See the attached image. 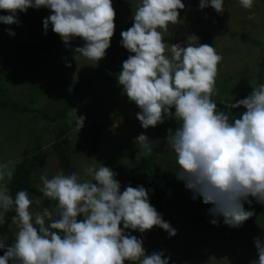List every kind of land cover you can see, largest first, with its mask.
<instances>
[{
    "label": "clouds",
    "instance_id": "clouds-1",
    "mask_svg": "<svg viewBox=\"0 0 264 264\" xmlns=\"http://www.w3.org/2000/svg\"><path fill=\"white\" fill-rule=\"evenodd\" d=\"M239 3L251 9L255 0ZM209 6L218 13L225 9L224 0H200V9ZM185 7L184 0H138L133 25L121 32L120 43L132 55L123 62L118 84L140 108L136 115L144 129L166 118L178 122L165 138L175 153L177 179L192 191L193 200L212 205L210 215L239 227L255 215L245 202L250 205L254 198L264 205V83L251 80L253 91L246 98H225L219 102L227 111L220 110L213 96L222 56L215 47L196 43L195 35L186 43L165 41L164 33L179 23ZM29 8L51 10L43 20L45 34L51 26L67 47L74 38L84 41L73 50L75 59L79 54L99 62L106 56L116 28L113 0H0V12L7 13L0 14V23L19 25V13ZM240 107L246 110L237 117L231 110ZM69 115L80 131L86 116L77 110ZM159 142L146 133L134 139L145 157ZM84 176L90 179L63 170L51 178L42 174L39 190L56 204L40 211L33 210L40 200L27 190L13 197L0 183V225L14 210L17 228L11 243L0 236V250H5L0 264H170L164 251L148 254L143 239L128 231L159 226L170 236L177 234L151 204L149 190L144 185L121 190L117 173L103 163L86 165ZM254 243L258 260L253 264H264V239L256 237Z\"/></svg>",
    "mask_w": 264,
    "mask_h": 264
},
{
    "label": "rangeland",
    "instance_id": "rangeland-1",
    "mask_svg": "<svg viewBox=\"0 0 264 264\" xmlns=\"http://www.w3.org/2000/svg\"><path fill=\"white\" fill-rule=\"evenodd\" d=\"M199 2L200 0H184L186 7L180 10V21L176 25H169L168 31L164 33L165 41L186 43L189 36L195 35L199 39L196 43L213 45L222 56L216 76L217 94L213 99L217 102L231 97L237 99L246 90L253 91L251 80L259 85V74H264V65H261L264 61V0H255L251 9H245L239 0H224L223 13L216 12L210 6L200 9L199 12ZM137 4L138 0H113L117 21L122 30L133 25V10ZM38 12H41L40 20L30 19L31 11L28 10L26 13H19V25L0 23V86L6 90L3 99L8 98L21 107L29 106L34 109L33 112L27 111L25 114L0 110V183L5 184V179H11L7 172L12 171L16 163L22 161L27 149L31 153L34 149L38 150L37 143H42L39 151L45 162L43 173L51 178L60 171L56 153L52 149L56 142L55 134L40 133L42 128L48 126L41 111L49 113L55 108V104L58 108L71 105L68 115L54 121V124L68 128L66 136L71 139L74 147H78L79 141H82L80 145L85 152L76 156L73 152L78 173L82 178L90 179L84 176L86 165L99 166L103 163L117 173L116 179L121 182V190H124L129 185L139 186V183L129 181L128 178L145 179L149 177L151 167L152 170L160 172H165L169 167L176 170L178 165L175 153L165 139L168 129L174 126V121H165L148 129L142 127L136 115L140 108L123 93L122 86L118 84L119 74L111 73L108 69L111 67L113 70L118 65H123L121 60L118 63L111 61L112 52H106V56L99 62L88 60L79 54L75 59L73 50L83 45L81 38H74L71 47H67L61 39V44L56 45L53 55L41 53L42 50L23 49L21 53L16 51L20 46L35 42L41 44L48 39L51 26L45 34L43 20L46 17L42 12L49 16L51 10L41 8ZM199 19L208 20L209 23L200 24ZM218 20L227 24L232 31L249 34L252 40L242 34V37H233L231 33H226L223 27L215 25ZM9 28L15 31L14 36L6 31ZM113 43L114 40L107 50H112L110 48ZM129 55L132 53H127L128 57ZM69 62L71 67L68 66ZM102 68V76L107 80L98 82L99 84L87 82L81 86V90L74 89V82L88 75L98 76ZM33 81L46 86L42 89L43 93L38 91ZM69 91L75 93L74 96L71 95L72 101H67L70 96L59 97L62 92ZM76 110L79 115L86 116L80 131L75 127L74 116L69 115ZM232 113L237 117L240 114ZM117 115V120L111 123L110 120ZM96 128H101L102 132L97 143L98 151L92 153L84 141L95 133ZM141 133H146L153 140H160L158 147L147 157L142 152L139 153V148L134 143L135 137ZM145 159L149 160L148 164L144 163ZM153 162L157 168L153 166ZM174 182H178V185L167 190L161 206L164 209L160 208L158 212L165 221L171 223L177 234L170 236L159 226L144 233L132 230L133 235L143 239L148 254L164 251L165 255L172 256L179 264H253L258 260L254 238L264 239V232H248L249 219L239 227L226 225L222 216L213 217L209 214L208 210L212 205L203 203L202 198L192 199L193 193L185 187L183 181L175 177ZM40 183L39 176L36 185L39 187ZM151 193L149 190V196ZM36 199L39 197L33 200ZM39 200L38 205H41L42 200ZM52 207L55 206L52 204L49 208ZM37 208L38 206L33 205L34 211ZM245 208L254 211V220L264 231V205L252 200L250 205L245 202ZM213 218L218 219L219 223L212 224ZM11 228L9 243L17 231L14 223Z\"/></svg>",
    "mask_w": 264,
    "mask_h": 264
},
{
    "label": "trees",
    "instance_id": "trees-1",
    "mask_svg": "<svg viewBox=\"0 0 264 264\" xmlns=\"http://www.w3.org/2000/svg\"><path fill=\"white\" fill-rule=\"evenodd\" d=\"M199 4L200 2L198 3V6ZM40 9L29 8L28 10L31 11L30 19L40 20L39 16L41 15V12H38ZM199 12H200V8H199ZM0 14H7V13L0 12ZM42 15L47 17L45 12H42ZM198 23L205 24V23H209V21L205 19L204 20L199 19ZM115 24H116L115 33L112 38V40H114V43H113L114 48L112 47L110 48L112 50H107L106 52H112L111 61L118 63L119 60L124 62L125 59L128 58L127 53L129 52L120 43V41L122 40L121 32L124 30L120 28L118 21H117V16L115 17ZM215 25L223 27L225 32L231 33L232 35H234L233 37H236V36L242 37L243 35L247 37L249 40H252L249 34L241 33L239 31H232L227 24H224L220 20L215 21ZM58 36L60 37L59 34L51 30L49 32V37L45 42L41 44H37V42H35V43L27 44L22 47L20 46L16 48V51L18 53H21L23 49H29L31 51L42 50L41 53H45V54L49 53L50 55H53L56 50V45L61 44L62 38L61 37L59 38ZM120 51H122L123 53L125 52L124 53L125 55H123V53H120ZM261 65L262 66L264 65V61L261 63ZM108 69H110L111 73L116 72L119 74L120 71L122 70V65H118V67L113 70H111L112 69L111 67ZM102 74H103V68L100 69L98 76H95L92 74V75H88L80 79L77 82H74L75 84L74 89L76 91L81 90L80 89L81 86L87 82H93V83L97 82V84H99L98 82H103L107 80V78L104 77V75L102 76ZM259 76L260 78L258 80V84L264 83V74L261 73L259 74ZM33 83L35 84V86L38 87V91L40 93H43L42 89L45 88L46 86L37 81H33ZM251 92L252 90L251 91L246 90V92L241 97L237 98L236 100L246 98ZM5 94H6V90L2 86H0V95H1L0 96V110L4 109L6 111H16V112L24 113V114L27 111L29 112L34 111V109L30 108L29 106L21 107L16 101H10L8 98L3 99V96H5ZM71 95L74 96L75 93L73 91L72 92L70 91L62 92L59 97L63 96L64 98H66L70 96L67 101H72ZM50 107H53V106H50ZM70 107L71 105L67 104L66 106H62L58 108L56 107V104H55V108H52V110L49 112V113L54 112L53 115H49V113L45 112L44 110L41 111V113H43V119L47 122L48 126H46L44 129L42 128L40 133L42 134L43 132H50V134L51 133L55 134L56 142L53 144L52 149L56 153V157L58 159L60 170H63L65 174H71L74 172L78 173L79 170L77 169V164L74 161L73 152L75 156L78 154L82 155L83 152H85L84 151L85 149L83 148V146H81L82 145L81 140L78 143V147H74L71 139L66 136L68 134V128L59 127L58 124L57 125L54 124V121H57L59 118L64 119L68 115V112L71 111ZM218 108L227 111L226 106L223 103L218 102ZM245 110L246 109H244L243 107H240V108L232 109L231 111L236 112V113H242ZM174 111L175 109L173 110V112ZM117 117L118 115L114 119H111L110 122L113 123V120L116 121ZM165 121H174L175 124L172 127V129H175L178 126V122L175 119L166 118ZM56 126H58V128H55ZM101 132H102L101 128H96L95 133L92 134V136H90L89 139H87V141H84V142H87L86 145L90 147L92 153H96L98 151L97 143H98L99 135L101 134ZM61 138H64V139H61ZM37 144H38L37 145L38 150L36 151L34 149V151L31 153L29 152V149H27L24 153V157L22 161L16 163V165L13 167L12 169L13 175L11 176V179L10 180L5 179L6 181L5 180L4 181H5V184L8 186V188L10 189V192L13 195V197L15 196L16 192L19 190H27L32 199L39 197V199L42 200L41 205H38L35 203L33 205L38 206L37 211H40L42 210L43 207H51L52 204L53 206H55L56 202L44 197L43 194L40 192L39 187L36 185L37 178L41 176L42 174H44L42 171V168H44L45 166L44 158L41 152L39 151V148L41 147L42 143L41 144L37 143ZM147 162H149V160L145 159L144 163L148 164ZM153 166L157 168L154 162H153ZM169 168L165 172L164 171L160 172V171L152 170V167H151L149 177L145 179H137V178H132V177L128 178L129 181H136L140 185H144L147 189H149L152 192L150 195V202L154 207H156L158 211L160 210V208L162 210L164 209V207H161V206L164 201V197L167 193V190L178 185V182L176 183L174 182L175 177L177 178L176 170L169 169ZM250 199L256 201L254 198H250ZM14 215H15L14 210L6 213L5 223L0 225V236H3L8 239V236L12 234L11 226L13 224L12 217ZM201 219L204 220L205 218H201ZM128 231L132 232L131 229H129ZM248 232L250 233L264 232L260 229L259 225L254 220V215L251 218H249ZM4 251L5 250H0V255H3ZM165 256L170 257V264H179L173 259L172 256H169V255H165Z\"/></svg>",
    "mask_w": 264,
    "mask_h": 264
}]
</instances>
